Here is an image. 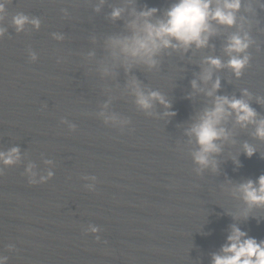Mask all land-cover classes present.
Instances as JSON below:
<instances>
[{
	"label": "water",
	"instance_id": "obj_1",
	"mask_svg": "<svg viewBox=\"0 0 264 264\" xmlns=\"http://www.w3.org/2000/svg\"><path fill=\"white\" fill-rule=\"evenodd\" d=\"M176 2L10 0L3 21L8 33L0 39V148L18 144L26 152L24 164L55 167V177L31 186L23 164L0 176V253L9 264H211L233 224L264 239V208L243 219L245 206L234 191L264 174V140L255 136V126L230 120L218 170L201 176L193 171L195 145L186 134L210 102L191 82L210 88L198 79L207 67L204 58L227 60L223 43L235 29H220L210 47L168 48L156 57V67L132 63L127 72L124 54L109 42L132 35L134 13L157 8L155 21ZM253 8L250 67L240 80L230 69H214L213 80L220 77L217 95L240 97L247 88L244 98L264 118V9L256 2ZM115 9L121 10L117 19L111 16ZM17 12L38 16L40 30L28 26L16 34L11 18ZM29 52L37 62L29 61ZM133 77L145 92H162L175 115L148 118L139 112ZM153 104L154 113L165 111ZM101 113L131 119V128L106 127ZM245 142L256 149L251 158ZM92 175L98 183L88 192L83 185L93 181L81 177ZM89 226L100 231L86 235ZM10 243L15 251L7 250Z\"/></svg>",
	"mask_w": 264,
	"mask_h": 264
},
{
	"label": "clouds",
	"instance_id": "obj_2",
	"mask_svg": "<svg viewBox=\"0 0 264 264\" xmlns=\"http://www.w3.org/2000/svg\"><path fill=\"white\" fill-rule=\"evenodd\" d=\"M254 2L259 3L264 9V0H177L164 12L163 18H157L155 21L152 18L159 11L157 8H146L134 13L135 19L129 24L132 35L123 38H109L110 44L113 47L118 46L124 54L125 71L127 72L132 63H142L148 68L156 67L158 65L156 57L168 48L187 51L193 45L196 49L210 47L209 40L213 36L220 35V29H235L223 43V52L227 60L215 55L204 58L203 63L207 67L202 69L198 79L205 85L210 83V88L207 90L201 88L196 79L191 82L194 90L203 91L210 98L209 106L196 116L194 123L186 132L191 138L189 143L195 145L190 155L191 162L195 166L193 171L197 176L203 175L206 170L211 172L218 170L216 156L222 152L224 142L230 139L231 133L226 127L230 120L241 128L254 125L255 136L264 140V118H258L259 114L256 109L244 98L250 96L249 90L242 89L240 97L217 95L221 87L220 77L217 76L213 80L214 69H230L232 75L240 80L246 69L250 67L252 60L250 49L254 44L250 16L256 15L253 8ZM9 3L10 0H0V39L8 33V28L3 25V21ZM242 10L250 15L242 14ZM120 15V9H115L111 13L113 19L119 18ZM41 24L42 21L38 16L30 17L24 12H17L11 18V27L16 34L27 32L28 26H31L33 31H39ZM59 38L63 39L62 33ZM29 61L32 63L38 61L34 52H29ZM130 87L135 97L133 102L145 117L161 118L175 115V112L168 111L171 103L159 90L145 92L141 89L140 82L134 77L130 81ZM153 102L162 105L165 111L154 113L152 111ZM257 102L261 101L258 99ZM101 115L104 117L102 123L106 127L117 129L120 132L131 128V119L121 120L115 114L101 113ZM76 130V126L72 125L71 131ZM243 151L249 158L256 153V149L247 142L243 144ZM25 156L26 152L22 151L18 144L6 149L0 148V176L4 175L5 169L23 164L22 175L31 186L46 184L55 177V167L38 170L37 165L31 161L24 164ZM236 163L239 162L236 161ZM44 164L53 165V160L45 159ZM81 178L93 181L91 184L83 185L85 190L96 191L98 178L95 175ZM234 191L245 206L241 213L243 219L247 220L253 209L264 208V174L254 180L248 179L239 183ZM99 231L100 229L94 226L84 229L86 235L96 234ZM95 238L97 241L100 239L99 236ZM6 247L10 252L16 250L15 244L12 243ZM0 264H9V257L0 253ZM211 264H264V239L257 240L233 224L219 252L213 253Z\"/></svg>",
	"mask_w": 264,
	"mask_h": 264
}]
</instances>
